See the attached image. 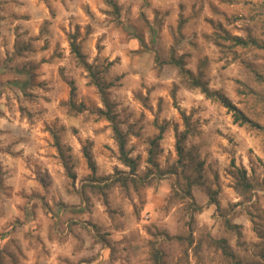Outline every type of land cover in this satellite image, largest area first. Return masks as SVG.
Returning <instances> with one entry per match:
<instances>
[{"label": "rangeland", "instance_id": "1", "mask_svg": "<svg viewBox=\"0 0 264 264\" xmlns=\"http://www.w3.org/2000/svg\"><path fill=\"white\" fill-rule=\"evenodd\" d=\"M114 1L118 15L103 0H0V264H152V244L167 264H264V50L231 40L264 43V0ZM72 38L114 84L134 174ZM171 58L259 127L233 124ZM70 82L84 113L66 105ZM181 111L195 128L182 160Z\"/></svg>", "mask_w": 264, "mask_h": 264}, {"label": "trees", "instance_id": "2", "mask_svg": "<svg viewBox=\"0 0 264 264\" xmlns=\"http://www.w3.org/2000/svg\"><path fill=\"white\" fill-rule=\"evenodd\" d=\"M103 2L107 4L108 6H111L113 10L115 11L116 15L119 14L118 5L114 0H103ZM231 40L234 42L235 47L246 48V47H249L250 45H253L260 50H264V43H261V42L258 43L254 39L246 40L244 38L234 36L231 38ZM70 52L71 54H73V56L77 60V63L87 73V78L89 79L88 84L94 86L100 95L102 106L95 110V114L97 117L96 119L104 120L109 123L110 129L113 134V139L117 146L118 159L121 162V164L129 168L131 174H134L137 168L136 160L129 156V152L126 146L127 145L126 134L120 128V123L117 118V114L115 113L114 106L110 102L107 96L108 89L114 85L113 82H110L108 84L103 82L101 78V73L105 70L103 71L92 70L91 65L87 63L85 56L81 53L79 46L75 43L73 38L70 42ZM154 60H155V63L157 64L161 65L163 63L159 59V57L156 55V53H155ZM168 63L178 68L179 74L181 76V80L187 82V85L190 89H199L201 94H203L206 99L217 101L224 108H226L228 112L231 113L233 124H237L239 126L249 125L253 127H259L258 124L252 122L240 110H238L234 105H232L231 102L228 99H226L223 95H221L219 92L210 90L208 88V85L202 81L200 72H198L199 74H197V76H194L190 71L186 70L182 66L180 61L174 60V58H171L168 61ZM108 65H112V64L109 63ZM75 97H76V89L73 83L70 82L69 99L66 105L68 106L70 111H73L75 113H84L85 111H87V108L83 103L76 104ZM180 116L183 121L185 129L183 132L177 135L176 151H177V155L179 156L180 160H182L184 158L183 157L184 148L182 146V143L185 142L190 136L193 135L195 128H193L192 126L193 124H192L190 116L185 115V113L182 111L180 112ZM162 133H163V128H159V134L155 138V140L152 142L153 144L161 139ZM55 146L58 152L60 153L61 146L58 142V139L55 140ZM84 155L88 162L89 167L92 169V171H94L95 166H94L92 157L87 151L85 152ZM149 157H150L149 162L154 163L153 158H152V152H150ZM63 164H64L65 169L68 170L67 162L63 161ZM199 167H201V165H199ZM241 179L244 182L242 184V187H245L246 189H250V184L246 180L245 171L241 172ZM185 194L187 197L192 198L190 187L186 189ZM191 205L193 206L192 209L194 211H198L200 209V208H197V206H195L193 202L191 203ZM226 225L229 230L233 229V226H230L228 222L226 223ZM175 239L177 240L178 243L180 242L181 244H182V241L184 240V238L182 237H175ZM189 239L187 240H189V243H191L192 242L191 236ZM208 240L210 241V245L214 248L219 249V251L225 257L234 259L235 256L229 249V246L227 245V242L225 239H214V238L209 237ZM150 253H151L150 256H151L152 264H167L164 260V254L162 253V251L158 250L153 244L151 246Z\"/></svg>", "mask_w": 264, "mask_h": 264}]
</instances>
